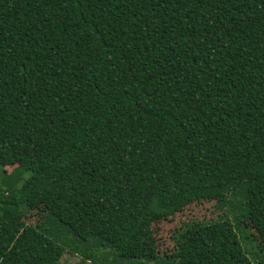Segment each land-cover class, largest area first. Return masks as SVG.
I'll return each instance as SVG.
<instances>
[{
    "label": "trees",
    "instance_id": "trees-1",
    "mask_svg": "<svg viewBox=\"0 0 264 264\" xmlns=\"http://www.w3.org/2000/svg\"><path fill=\"white\" fill-rule=\"evenodd\" d=\"M67 248L264 264V0H0V264Z\"/></svg>",
    "mask_w": 264,
    "mask_h": 264
},
{
    "label": "rangeland",
    "instance_id": "rangeland-1",
    "mask_svg": "<svg viewBox=\"0 0 264 264\" xmlns=\"http://www.w3.org/2000/svg\"><path fill=\"white\" fill-rule=\"evenodd\" d=\"M11 167H6L9 172ZM227 209V207H226ZM221 212L216 205L215 200H200L187 204L181 211L176 212L167 219L152 224L153 234L156 240L157 251L160 255L167 254L172 249V234L184 222L192 219H208L213 218ZM45 210L31 209L25 213V222L31 225L38 224L45 214ZM253 232L252 228H248ZM112 258V255H109ZM82 259V255L78 251L67 248L61 255L58 264H77ZM100 259H85L84 264H102Z\"/></svg>",
    "mask_w": 264,
    "mask_h": 264
}]
</instances>
